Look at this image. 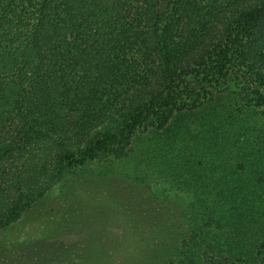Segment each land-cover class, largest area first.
Segmentation results:
<instances>
[{"label":"trees","instance_id":"1","mask_svg":"<svg viewBox=\"0 0 264 264\" xmlns=\"http://www.w3.org/2000/svg\"><path fill=\"white\" fill-rule=\"evenodd\" d=\"M99 163L185 205L161 264H264V0H0V232Z\"/></svg>","mask_w":264,"mask_h":264},{"label":"rangeland","instance_id":"2","mask_svg":"<svg viewBox=\"0 0 264 264\" xmlns=\"http://www.w3.org/2000/svg\"><path fill=\"white\" fill-rule=\"evenodd\" d=\"M127 170L99 163L65 176L0 232V264H161L188 233L185 205L155 198Z\"/></svg>","mask_w":264,"mask_h":264}]
</instances>
